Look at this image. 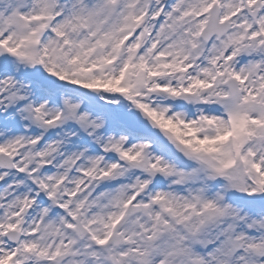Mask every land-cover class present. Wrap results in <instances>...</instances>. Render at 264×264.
<instances>
[{"label": "snow or ice", "instance_id": "snow-or-ice-1", "mask_svg": "<svg viewBox=\"0 0 264 264\" xmlns=\"http://www.w3.org/2000/svg\"><path fill=\"white\" fill-rule=\"evenodd\" d=\"M0 264H264V0H0Z\"/></svg>", "mask_w": 264, "mask_h": 264}]
</instances>
